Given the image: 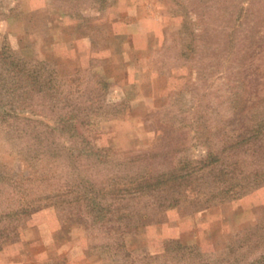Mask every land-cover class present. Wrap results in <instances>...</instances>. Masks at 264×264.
Returning <instances> with one entry per match:
<instances>
[{"label": "rangeland", "instance_id": "374dc122", "mask_svg": "<svg viewBox=\"0 0 264 264\" xmlns=\"http://www.w3.org/2000/svg\"><path fill=\"white\" fill-rule=\"evenodd\" d=\"M13 60L70 80L98 64L108 100L124 107L91 117L89 138L122 160L140 156L163 183L128 191L94 226L77 201H60L55 168L42 159L30 169L0 125V172L32 176L4 201L27 211L0 228V264H181L170 241L198 247L201 264H229L232 246L264 228V187L225 195L219 182L223 167L233 178L261 164L243 140L264 106V0H0V109L14 103L3 78ZM212 151L214 171L201 161ZM173 172L188 178L172 184Z\"/></svg>", "mask_w": 264, "mask_h": 264}, {"label": "trees", "instance_id": "16d2710c", "mask_svg": "<svg viewBox=\"0 0 264 264\" xmlns=\"http://www.w3.org/2000/svg\"><path fill=\"white\" fill-rule=\"evenodd\" d=\"M93 1L94 4L104 2ZM12 64L14 69L10 71H13L3 78L4 88L7 87L9 92L12 90L15 99L10 108L0 109V125L5 129L6 137L16 143L20 156L30 169L35 161L42 159H46L55 168L66 189L59 195L66 199L60 201H77L91 224L102 227L111 222L116 204L123 201L128 191L145 193L149 189L161 188L162 179L154 183L149 180L151 171L140 160V156L122 160L89 138L91 117L106 113L114 115L116 110L124 107L111 105L107 101L106 94L112 83L97 75L76 84L75 80L61 78L56 71L46 66H23L22 63L16 64L15 60ZM13 73H17V76ZM250 121L251 128L243 143L254 148L253 153L262 157L261 164L242 169L233 175L235 178L230 173L236 169L223 167L226 170L221 169L219 182L227 183L222 191L225 195L232 192L235 194L237 190H241L239 195H244L264 187V106L252 113ZM219 160L220 156L212 151L201 161L214 171ZM31 177L16 178L0 172V228L11 225L26 213L25 208L17 213H9L3 207L4 201L18 196L17 192L32 183ZM187 178L186 175L173 172L168 181L182 184ZM228 178L234 182L232 185L227 181ZM28 191L31 193V188ZM239 195L230 197L235 199ZM173 202L176 204L178 201ZM262 227L242 237L238 247L232 246L230 257L234 255L235 258L230 259L229 264H264ZM112 231L117 233L115 229ZM118 246H124V242L120 241ZM165 251L171 257L178 258L181 264H201L205 259L200 256L198 247L184 246L178 241L167 242ZM253 255L255 257L250 259Z\"/></svg>", "mask_w": 264, "mask_h": 264}, {"label": "crops", "instance_id": "0c3cea01", "mask_svg": "<svg viewBox=\"0 0 264 264\" xmlns=\"http://www.w3.org/2000/svg\"><path fill=\"white\" fill-rule=\"evenodd\" d=\"M90 68H89V71H88V74H78V79H75V81H76V84H80V83H82L83 81H86V80H89L90 78H92V77H95V76H101V77H103L106 81H108V82H112V81H110L111 79L109 78V77H107V76H102V74H100V72H98V71H96L95 70V68H97L98 67V64H96V63H94V62H92V64H90V66H89ZM93 71H92V70ZM68 78V77H67ZM69 79V78H68ZM70 80V79H69ZM70 81H74V80H70ZM113 82H117V81H113ZM109 93V89H108V91H107V94ZM106 99H107V101L109 102V104H111L110 103V101L108 100V97L106 96ZM111 105H115V104H111ZM115 115V114H114ZM113 116V115H112ZM257 189H260V188H257ZM257 189H255V190H257ZM255 190H252V191H255ZM251 191V192H252ZM251 192H249V193H251ZM248 193V194H249ZM247 195V194H246ZM43 262V263H42ZM40 261L39 263H38V260L36 259V260H27L24 264H48V262H45V261ZM1 264H4V263H1ZM13 264H15V262H13ZM16 264H18V263H16Z\"/></svg>", "mask_w": 264, "mask_h": 264}]
</instances>
